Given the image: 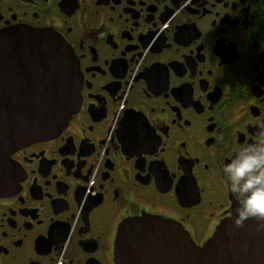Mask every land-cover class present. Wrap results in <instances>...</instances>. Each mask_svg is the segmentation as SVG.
<instances>
[{
  "label": "flooded vegetation",
  "instance_id": "flooded-vegetation-1",
  "mask_svg": "<svg viewBox=\"0 0 264 264\" xmlns=\"http://www.w3.org/2000/svg\"><path fill=\"white\" fill-rule=\"evenodd\" d=\"M261 3L0 0V32L53 30L81 72L66 128L0 157V264H141L124 244L146 234L170 264L183 236L203 248L239 206L222 165L264 123Z\"/></svg>",
  "mask_w": 264,
  "mask_h": 264
},
{
  "label": "water",
  "instance_id": "water-1",
  "mask_svg": "<svg viewBox=\"0 0 264 264\" xmlns=\"http://www.w3.org/2000/svg\"><path fill=\"white\" fill-rule=\"evenodd\" d=\"M80 88L79 63L57 32L27 27L0 32V157L59 135L81 107ZM235 215L203 248L183 236L189 246L185 264H264V232L256 231L258 221L250 218L236 228ZM170 241L146 234L125 241V252L141 264H170L177 254L166 249Z\"/></svg>",
  "mask_w": 264,
  "mask_h": 264
},
{
  "label": "clouds",
  "instance_id": "clouds-1",
  "mask_svg": "<svg viewBox=\"0 0 264 264\" xmlns=\"http://www.w3.org/2000/svg\"><path fill=\"white\" fill-rule=\"evenodd\" d=\"M239 5L233 16L240 15L245 6L240 0H234ZM253 0H247L252 4ZM264 3H261V6ZM261 12H254L257 16L264 17V7ZM259 31L257 23H253L250 29ZM260 51L264 52V39H260ZM221 182L225 191L236 197L239 206L236 208L234 225L243 228L246 221L255 218L257 232H264V123L260 126L255 140L246 143L235 152L232 159L222 165Z\"/></svg>",
  "mask_w": 264,
  "mask_h": 264
}]
</instances>
